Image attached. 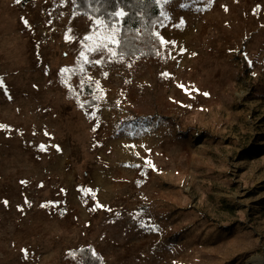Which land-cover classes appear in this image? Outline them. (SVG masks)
<instances>
[{
    "label": "rangeland",
    "instance_id": "rangeland-1",
    "mask_svg": "<svg viewBox=\"0 0 264 264\" xmlns=\"http://www.w3.org/2000/svg\"><path fill=\"white\" fill-rule=\"evenodd\" d=\"M156 2L141 61L87 52L72 0H0V264H264V0Z\"/></svg>",
    "mask_w": 264,
    "mask_h": 264
},
{
    "label": "trees",
    "instance_id": "trees-1",
    "mask_svg": "<svg viewBox=\"0 0 264 264\" xmlns=\"http://www.w3.org/2000/svg\"><path fill=\"white\" fill-rule=\"evenodd\" d=\"M116 3L115 11L125 12V19L128 20L127 29L121 24V36L129 43L124 49L125 55L118 59H136L141 61L152 60L161 47V42L156 34V26L162 21L156 0H124L128 7L121 6L118 0H110L109 3H89L88 0H77L74 3L73 11L77 14H84L95 20L101 18V13L112 11L111 4ZM94 9H100L99 12ZM117 22L120 17H116ZM89 93V89H84ZM63 264H104L102 258L96 254L91 247H83L78 250H69L63 257Z\"/></svg>",
    "mask_w": 264,
    "mask_h": 264
},
{
    "label": "snow or ice",
    "instance_id": "snow-or-ice-1",
    "mask_svg": "<svg viewBox=\"0 0 264 264\" xmlns=\"http://www.w3.org/2000/svg\"><path fill=\"white\" fill-rule=\"evenodd\" d=\"M19 2V0H18ZM73 3H76L77 0H72ZM88 2L91 3H101L102 0H88ZM105 3H109L110 0H103ZM119 4L125 8L128 7V4L124 3V0H118ZM163 3H171V0H161ZM129 3H131V0H129ZM112 11H106L101 13V18L95 20L96 25L98 26L96 29H92V34H85L83 37V40L85 41H95L94 43H91L89 45H86L87 52L96 54V53H102L104 50L109 51L113 56H116L119 54L121 57H123L126 53L124 49L128 46V41L121 36V24L124 26L125 29H127L128 20L125 19V12H117L115 11V8L117 7L116 3L111 4ZM94 11L99 12L100 9H94ZM165 15V18H167V14ZM116 17H120V21L117 22ZM25 23H27L25 21ZM69 36H66V39H69ZM161 44L168 43L166 40H164L161 37ZM110 45H112L110 47ZM81 56L84 57L83 63L84 64H98L100 61L90 59L88 55H86L85 52H81ZM78 63H80L78 61ZM83 65L80 68V71H83ZM68 69H62L61 74L63 75L65 72H68ZM72 74H75L76 70H71ZM105 76H107V73H105ZM3 78L0 77V86H2ZM81 87H83V83L81 84ZM207 95V94H205ZM95 98V96H94Z\"/></svg>",
    "mask_w": 264,
    "mask_h": 264
}]
</instances>
